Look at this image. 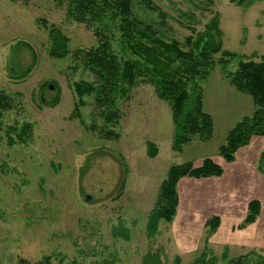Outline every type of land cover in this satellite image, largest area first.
I'll return each instance as SVG.
<instances>
[{"label":"rangeland","instance_id":"rangeland-1","mask_svg":"<svg viewBox=\"0 0 264 264\" xmlns=\"http://www.w3.org/2000/svg\"><path fill=\"white\" fill-rule=\"evenodd\" d=\"M151 1L165 12L166 25L140 0H134L133 14L160 26L168 42L186 47L192 31H204L217 17L223 48L239 56L225 68L216 63L200 82L213 133L181 152L173 148L171 105L154 85L141 81L120 98L119 118L109 125L94 96L80 98L76 84L95 78L75 53L99 42L92 29L68 17L66 2L0 0V91L15 98L0 119V264H39L47 257L53 264H193L204 253L228 264L225 252L229 259L252 250L264 255V135L253 136L233 162L220 154L230 131L255 112L251 96L227 75L240 59L258 62L264 55V0L248 6ZM52 26L67 38L65 58L52 53ZM113 46L119 55L129 54L119 37ZM188 91L194 93L192 84ZM24 124L30 125L26 135ZM206 158L224 174L181 178L174 219L151 230L150 215L170 168L187 162L199 167ZM252 200L260 202V214L241 227ZM214 215L220 225L210 233L206 223Z\"/></svg>","mask_w":264,"mask_h":264},{"label":"trees","instance_id":"trees-1","mask_svg":"<svg viewBox=\"0 0 264 264\" xmlns=\"http://www.w3.org/2000/svg\"><path fill=\"white\" fill-rule=\"evenodd\" d=\"M18 2L21 0H11ZM66 2L68 17L92 29L98 39V46L75 53L86 70L90 71L95 80L82 81L76 84L80 98L94 96L102 110V117L107 124L115 123L120 113L116 104L120 98L128 96L129 92L141 81L156 87L160 99L169 102L175 123L173 148L181 152L183 147L194 139L208 141L213 133V118L203 110V90L200 82L211 73L216 63L224 68L238 54L225 50L222 45L220 21L215 17L202 32H193L185 40L186 47L177 40L168 42L159 27L147 24L135 18L133 14L134 0H56ZM147 8L158 11L164 18L165 12L151 0H140ZM238 6H248L261 0H232ZM159 25V24H158ZM50 36L54 56L67 57V38L56 27L52 26ZM120 39L127 56L115 51L113 42ZM220 57L217 59V55ZM233 86L240 92L251 96L255 112L246 116L228 134L227 142L220 149V154L227 162H233L235 153L249 144L253 136L264 135V55L260 61L240 59L236 71L229 73ZM23 77V74L18 75ZM194 86V93L188 91ZM14 97L0 91V119L14 108ZM83 104V102H80ZM1 126V124H0ZM13 128H9V133ZM30 130L29 124L22 127V135ZM106 134L114 135L113 132ZM10 143H13L12 138ZM150 154L155 156L157 148L149 144ZM224 169L211 158H206L199 167L192 162L173 165L167 178L162 183L156 208L150 215V228L155 230L160 221L171 222L178 207L177 185L183 177L196 179L221 177ZM261 205L258 200H252L248 205V215L241 227L253 224L259 214ZM210 233L220 225L219 216H212L207 221ZM210 251V250H209ZM212 252V251H210ZM257 253V254H256ZM209 255V254H208ZM204 253L193 264H216L217 260ZM228 253L223 259L228 264H264V255L252 250L248 254L229 259ZM39 264H53L47 257ZM71 264H82L72 262Z\"/></svg>","mask_w":264,"mask_h":264}]
</instances>
